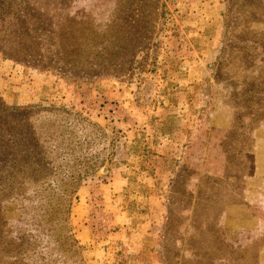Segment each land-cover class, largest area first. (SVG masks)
Wrapping results in <instances>:
<instances>
[{"label":"rangeland","instance_id":"374dc122","mask_svg":"<svg viewBox=\"0 0 264 264\" xmlns=\"http://www.w3.org/2000/svg\"><path fill=\"white\" fill-rule=\"evenodd\" d=\"M16 4L27 23L13 41L0 27V102L35 107L50 152L81 142L97 163L72 208L84 264H264V0ZM22 171L0 159L11 218L5 199L56 195ZM32 239L0 245V264H77Z\"/></svg>","mask_w":264,"mask_h":264},{"label":"trees","instance_id":"16d2710c","mask_svg":"<svg viewBox=\"0 0 264 264\" xmlns=\"http://www.w3.org/2000/svg\"><path fill=\"white\" fill-rule=\"evenodd\" d=\"M26 15L25 11L16 4V0H0V27L4 33L3 39L15 40L16 37L12 33L15 32V28H18L19 22L21 26H25L27 23ZM22 56L24 55H21V58ZM33 108L35 107L14 108L0 102V159L8 160L11 165L19 163L20 167L23 168V174L28 175V177L30 174L34 177L25 179L26 183L29 184L26 186L27 189L31 187L30 185H35L33 187L34 193L50 189L56 195L20 197L18 201L14 198H9L8 201L5 199L7 204L16 202L14 209L18 211V216L11 218L6 215L8 214L6 203L0 204L1 249L8 252V247L14 242L20 240V243H25L26 235L32 236L34 242L41 235L46 238V245H54L48 250L50 261L55 262L59 259V261L67 262L71 259L77 264H84L80 247L72 231L74 228L72 208L74 201L78 200L77 189L82 179L97 170V163L81 162L78 152H86L89 149L85 146L84 151H82L84 146L81 142L71 145V142L65 141L63 147L61 149L58 146L55 147L53 153L44 148L40 142L41 134L35 132L34 122L30 119L35 112ZM52 108H54L53 111L69 114V111L64 107L53 106ZM42 110H45V106L42 107ZM20 114L26 117L22 132L25 135L23 148H19L18 142H16V137H18L22 127L15 120L19 118L16 116ZM78 119L83 123L84 128L91 127L90 131L96 130L99 131V136H105L97 124L83 117ZM58 136L65 135L59 133ZM87 142L89 143V141ZM38 177L40 178L39 185H37ZM20 185L19 183L18 186L14 185V187H20ZM18 197L16 196V198ZM21 259L22 264H29L26 255L22 254ZM18 264L21 262L18 261Z\"/></svg>","mask_w":264,"mask_h":264}]
</instances>
